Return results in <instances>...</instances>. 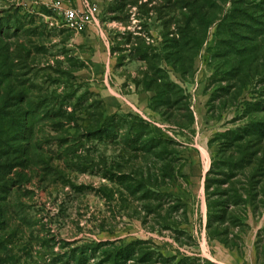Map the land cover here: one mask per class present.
<instances>
[{"label": "rangeland", "instance_id": "374dc122", "mask_svg": "<svg viewBox=\"0 0 264 264\" xmlns=\"http://www.w3.org/2000/svg\"><path fill=\"white\" fill-rule=\"evenodd\" d=\"M55 1L0 0L23 91L70 113L37 125L51 167L2 204L0 264H264V0H88L82 32Z\"/></svg>", "mask_w": 264, "mask_h": 264}, {"label": "trees", "instance_id": "16d2710c", "mask_svg": "<svg viewBox=\"0 0 264 264\" xmlns=\"http://www.w3.org/2000/svg\"><path fill=\"white\" fill-rule=\"evenodd\" d=\"M186 6H188L186 4ZM14 25V32L19 28ZM189 32V31H188ZM2 31L0 32V50L4 55L0 58V208L7 201L9 196L21 184L28 183L29 174H36L39 171L50 169L51 157L43 150L42 143L46 137H43L36 128L37 125L44 121H48L50 128L61 127L67 121L66 112L62 109H53L45 104L46 96H40L34 91L33 84L29 83L32 92L25 93L23 87L22 69L27 65L28 55H21L22 45L16 47L15 53L19 56H11L12 51L8 49V45L2 43ZM187 32L180 34L184 39L173 40L175 54L179 55L177 47L184 48L186 52L191 46L192 41L187 37ZM191 35V34H190ZM180 45V46H179ZM28 53V51L26 52ZM192 56H194L192 54ZM183 71V67L181 68ZM179 69V70H180ZM182 89L174 84L169 83L164 86L163 105L164 112L167 113L170 106L176 103L181 97L177 95ZM45 104V105H44ZM167 108V109H166ZM167 110V111H166ZM59 119V121L57 120ZM142 122V121H141ZM143 130L136 134L137 138L142 136ZM144 144L148 149L157 148L162 140H154L149 138ZM46 142V141H45ZM164 142V141H163ZM142 144V147H144ZM24 171V172H23Z\"/></svg>", "mask_w": 264, "mask_h": 264}, {"label": "built area", "instance_id": "2783aa9c", "mask_svg": "<svg viewBox=\"0 0 264 264\" xmlns=\"http://www.w3.org/2000/svg\"><path fill=\"white\" fill-rule=\"evenodd\" d=\"M52 9L62 19L64 26L74 32L84 31L95 20L96 7L88 0H80L78 5L62 6L56 0Z\"/></svg>", "mask_w": 264, "mask_h": 264}, {"label": "crops", "instance_id": "0c3cea01", "mask_svg": "<svg viewBox=\"0 0 264 264\" xmlns=\"http://www.w3.org/2000/svg\"><path fill=\"white\" fill-rule=\"evenodd\" d=\"M79 3H80V0H75V2H74L75 5H78Z\"/></svg>", "mask_w": 264, "mask_h": 264}]
</instances>
